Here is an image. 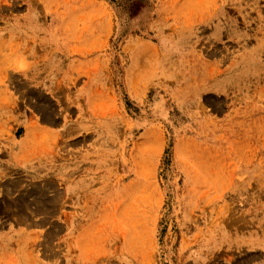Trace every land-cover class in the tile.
<instances>
[{
  "label": "rangeland",
  "instance_id": "374dc122",
  "mask_svg": "<svg viewBox=\"0 0 264 264\" xmlns=\"http://www.w3.org/2000/svg\"><path fill=\"white\" fill-rule=\"evenodd\" d=\"M0 264H264V0H0Z\"/></svg>",
  "mask_w": 264,
  "mask_h": 264
}]
</instances>
